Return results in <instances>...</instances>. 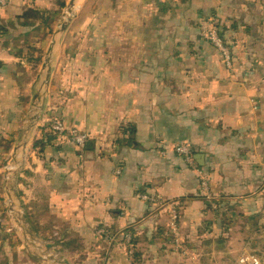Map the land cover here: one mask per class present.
<instances>
[{
    "label": "crops",
    "instance_id": "1",
    "mask_svg": "<svg viewBox=\"0 0 264 264\" xmlns=\"http://www.w3.org/2000/svg\"><path fill=\"white\" fill-rule=\"evenodd\" d=\"M65 1L10 0L0 10V264H50L11 211L7 181L40 84L39 53L49 51ZM101 4L79 14L57 46L40 119L88 134L87 145L52 141L28 152L15 184L34 234L53 246L80 239L83 252L64 247L76 264H130L118 236L131 231L136 264H178L162 248L172 210L188 244L199 236L213 244L219 218L230 216L227 242L249 237L264 264V0ZM29 8L49 13L21 18ZM209 17L222 27L229 67L201 36ZM186 144L210 179L213 213L198 174L174 153Z\"/></svg>",
    "mask_w": 264,
    "mask_h": 264
},
{
    "label": "rangeland",
    "instance_id": "2",
    "mask_svg": "<svg viewBox=\"0 0 264 264\" xmlns=\"http://www.w3.org/2000/svg\"><path fill=\"white\" fill-rule=\"evenodd\" d=\"M69 2H70V0H66L65 3L63 4V6L60 7V14L58 15V20H56V21L54 20V22H53L54 24L51 28L52 34L50 35V43H49L50 46L52 44V40H53V36H54L55 32L60 29L61 25L66 20L67 6H68ZM101 3H103V0H79V3L76 6L77 8L75 9V11L73 13V18L69 24L68 29L74 28V26H75L74 22L76 21V19H78L76 17L79 14H82L85 12H93V11L97 10L99 7H101V5H102ZM8 6H9V4L6 7H8ZM104 9H105V5H104ZM65 34H66V32L64 33V35ZM64 35L62 36V38L64 37ZM62 38H61V40H62ZM60 43H61V41H60ZM49 48L51 49V47H49ZM50 49H49V51H50ZM47 50L48 49L46 48V49L42 50V53H39V55L42 54V56L40 57L41 60L40 61L38 60L39 61V67H41L42 62L43 63L45 62V59H46L47 54L49 52ZM36 61H37V59L35 60V63H36ZM44 75H45V70L43 69V64H42V68L40 69L38 76H36V78H35L36 86L39 83L41 84ZM37 90H38V88L36 89V87H35L34 96H35ZM46 95H47V92L45 93L44 96H46ZM40 130L43 133L44 138L48 139L49 137H51L50 135L49 136L46 135L45 124H41V122H40L39 125L37 126V128H35L32 136H31L29 145H28L29 156H30V153H33V151L31 150L32 144L38 138V136H40L41 139H39V140H41V142H42ZM46 136H48V137H46ZM20 140H21V138H20ZM46 140L43 141L44 143H42V146L40 145V148L38 149L39 151L43 149L44 145H47V143H45ZM28 152H27V155H28ZM22 192H23L22 189L18 190V192L16 191L15 197H16V201H17L16 202L17 209H20L24 213L22 206H21V203H20L21 202L20 197L23 195ZM207 209H206V207H204V210L207 211ZM209 209L212 210L211 211L212 213H213V211L214 212L216 211V210H213L211 207ZM214 216H215L214 218H216V217L218 218V216L216 214H214ZM230 219H231L230 216H228V218H225V217L219 218L220 230H219L216 242H214L213 244H209V245L207 244L208 245L207 249H209V248L212 249V251L210 253H207V251L204 250L207 245H205V244L203 245V242L201 240V236H199V238H197L199 240V242L194 241V242H191L188 244L187 241L184 239V237L179 233L180 232L178 229L179 227L177 228L178 221L176 222V227H172V223H171V225L169 224L167 234L165 237V241L169 242V243L163 244L162 248L166 249L169 253H178L180 256V260H179L178 264H234L235 260L238 258L240 253L245 251V250L254 252L259 257H261V259L263 260L262 250L259 248H256L255 246H251V244L247 243L249 237L246 238L244 236H240V237L235 239L234 244L231 243V240L227 242L228 237L230 235V226H231V223L229 222ZM215 221H216V219H215ZM170 227H171V229H170ZM101 229L102 228L99 229V232ZM122 233L125 236L127 233H133V232H131V231L126 232L125 231ZM122 233H119L120 238L123 237ZM244 233H246L248 235L250 233V229L244 231ZM101 235L105 237V234H101ZM48 239H53V241H55L54 240V232L51 233V238H48ZM134 239H135V237H134ZM134 239H133V242L131 243V246H130V247H132V250H133V254H131V255H133L132 261L130 264H136L138 262L137 259H135L137 255H136V246H135L136 240H134ZM125 241H126V243H128L127 240H125ZM121 242L123 245L122 248L126 249L127 246L125 245V242L122 240V238H121ZM54 243H55L54 244L55 246H54V250L52 251L53 254H56L61 259H66L68 261H71V263H74V264L78 263V260H79L78 257H72V254H70L69 252L64 250V247L66 249L77 248L79 252H83V246L80 243V239H77L75 242H73V245L69 244L67 246L56 244V242H54ZM35 244L40 245L39 243L37 244L36 240H35ZM55 249H57V250H55ZM60 250H61V252H60ZM126 252L128 253V250H126ZM139 256H140V252H139ZM50 264H54V263H52L50 261Z\"/></svg>",
    "mask_w": 264,
    "mask_h": 264
},
{
    "label": "built area",
    "instance_id": "3",
    "mask_svg": "<svg viewBox=\"0 0 264 264\" xmlns=\"http://www.w3.org/2000/svg\"><path fill=\"white\" fill-rule=\"evenodd\" d=\"M10 0H0V10L5 8L9 4ZM202 34H204L208 40L216 47L218 48L222 55L224 56V60L226 63V66L231 65V59H230V52L229 49L226 47L225 41L223 36L221 35V32L218 29L217 24L214 20H211L207 23H203L201 26ZM256 108V107H255ZM48 125L50 129L58 136V139L61 142H71L75 146L79 147L81 150H83L87 142L89 140V136L86 133L80 132L75 129L68 128L65 123L58 119H51L48 122ZM174 153L177 156H180L184 162L192 168L199 176V186L201 195L203 198L207 199L209 202V206L213 210H218L217 206V200L214 197L212 191H211V182L210 179L203 170H201L196 163V160L194 158V150L190 145H179L174 149ZM140 198L142 200H145L149 203L158 204L162 202V199L158 196H151L149 194L146 195H140ZM179 219V214L176 210L171 211V223L172 227H176V222ZM101 234H105L109 237H112V232L108 230L107 228H102L100 230ZM119 237V236H118ZM133 233H127L125 236L123 234L122 240L125 242L126 250H128V256L132 257L133 250L131 246V243L134 239ZM128 243H126V241ZM234 264H262V260L259 256L253 254L251 251L245 250L240 253L238 258L235 260Z\"/></svg>",
    "mask_w": 264,
    "mask_h": 264
},
{
    "label": "water",
    "instance_id": "4",
    "mask_svg": "<svg viewBox=\"0 0 264 264\" xmlns=\"http://www.w3.org/2000/svg\"><path fill=\"white\" fill-rule=\"evenodd\" d=\"M79 0H70L67 6L66 12V20L61 25L60 29L55 32L51 44V49L47 54L45 62L43 63V69L45 70V75L43 76L42 82L38 87V90L33 98L31 112L29 114L27 123L25 128L23 129L21 140L18 145V159L16 160V165L9 172L7 187L10 190V208L16 218L24 225L26 231L30 236H32L37 242L39 248H41L44 252L45 257L54 264H71L66 259L59 258L56 254H53L54 246L49 243H45L41 237L37 234H34L33 229L29 223L27 216L20 210L17 209L16 204V189L15 184L17 182L18 175L22 171L25 161L26 155L28 152V145L31 139V136L40 123L41 115L43 113L44 107V95L47 92L51 80L52 73V58L55 54L57 46L60 44L61 38L69 27L70 22L73 18V13L75 11L76 6L78 5ZM59 252V251H58Z\"/></svg>",
    "mask_w": 264,
    "mask_h": 264
},
{
    "label": "trees",
    "instance_id": "5",
    "mask_svg": "<svg viewBox=\"0 0 264 264\" xmlns=\"http://www.w3.org/2000/svg\"><path fill=\"white\" fill-rule=\"evenodd\" d=\"M62 6H63V4H62ZM61 6V7H62ZM7 8V7H6ZM6 8H3L2 9V11H4V9H6ZM49 12H45L44 10L43 11H41V10H36V9H33V8H29L28 10H26L22 15H21V18H23V19H33V21L34 22H39L40 20H43L45 17H46V15L48 14ZM211 20H214L215 21V23L217 24V26H218V29H219V31L221 32V35L223 36V30H222V27L220 26V24H219V21L218 20H216V18H212V17H209V20H204V22H202L201 23V25H200V31H201V36L205 39V40H207L213 47H215L209 40H208V38L204 35V34H202V30H201V26H202V24L203 23H207V22H209V21H211ZM224 38V37H223ZM216 48V47H215ZM224 62H225V60H224ZM226 65V64H225ZM54 119H57V117L56 118H54ZM59 120V119H58ZM45 133H46V135H50L51 137H49L48 139L47 138H44L43 137V139H42V142H41V140H39L38 138L33 142V144H32V148H31V150L33 151V152H36V153H40V151L38 150L39 148H40V145L42 146V143H43V141H45L46 139V142L45 143H47V145H44V147H46V146H52L53 144H52V141H54V142H57V141H59V142H61L59 139H58V136L50 129V127H49V125L47 124V125H45ZM48 136H46V137H48ZM61 143H66V142H61ZM67 143H71V142H67ZM72 144V146H75L73 143H71ZM43 147V148H44ZM75 147H77V146H75Z\"/></svg>",
    "mask_w": 264,
    "mask_h": 264
},
{
    "label": "bare ground",
    "instance_id": "6",
    "mask_svg": "<svg viewBox=\"0 0 264 264\" xmlns=\"http://www.w3.org/2000/svg\"><path fill=\"white\" fill-rule=\"evenodd\" d=\"M76 8H77V7H76ZM76 8H75V9H76ZM10 168H11V167H10Z\"/></svg>",
    "mask_w": 264,
    "mask_h": 264
}]
</instances>
